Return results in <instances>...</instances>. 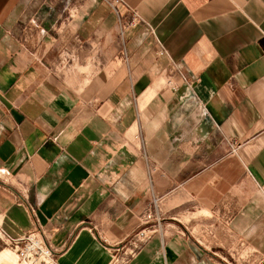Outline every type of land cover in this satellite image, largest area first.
Returning a JSON list of instances; mask_svg holds the SVG:
<instances>
[{"label": "crops", "instance_id": "obj_1", "mask_svg": "<svg viewBox=\"0 0 264 264\" xmlns=\"http://www.w3.org/2000/svg\"><path fill=\"white\" fill-rule=\"evenodd\" d=\"M115 1L77 0L57 46L47 0H0V227L115 264L153 195L264 264V0ZM67 59L86 83L59 77ZM208 251L166 229L126 264Z\"/></svg>", "mask_w": 264, "mask_h": 264}, {"label": "rangeland", "instance_id": "obj_2", "mask_svg": "<svg viewBox=\"0 0 264 264\" xmlns=\"http://www.w3.org/2000/svg\"><path fill=\"white\" fill-rule=\"evenodd\" d=\"M43 0H39L35 4L34 7H40ZM47 7H54L57 12L53 16L55 21H58V25L60 27L53 30V34L55 39H57V46L61 44V36L68 35L70 32L72 34V29L70 28H62L61 24L63 20H67L72 15L73 18L76 17L77 13L75 7L77 6V0H66L63 3L59 2L58 4H54L51 0H47ZM58 7V8H57ZM73 11V12H72ZM28 22H26V25ZM35 29H32L34 31ZM31 27L27 29V36H30L32 33ZM22 43H26L25 38L22 39ZM57 57V55H55ZM77 61H72L71 59H67L65 61V66L70 70L64 76L60 75L63 82L68 85H74L75 82L80 78L81 84L90 78V76H82L79 77L76 74V70L72 68H78ZM133 137H138V131L135 127L133 130ZM135 138V139H136ZM171 206L166 204L162 198L150 195L148 199V207L146 213L143 214L141 220V227L129 237L127 242L125 243L123 248H120L115 252V264H126L134 255L141 251L143 247H147L150 242L157 241L158 244L160 242V238L162 233H165L166 229H176L181 231V228L187 227L190 229L193 240H197L200 245H202L203 249L208 248V255L213 261V264H252V256L251 252L248 251L245 247L240 245H235L231 242L228 237L227 230L220 226L219 223L216 224L218 230L213 232L211 230L206 229V224L215 223L213 220H195L191 219V214L188 211L185 212H176L169 210ZM196 218V216H193ZM196 224L205 225V229H200L199 227H195ZM1 228V227H0ZM159 247L150 249L149 251L153 253L154 256L160 254L163 257L164 252L160 245ZM146 249V248H145ZM159 250V251H158ZM150 253V254H151ZM145 255H149L147 251ZM208 259V258H207ZM157 263V262H156ZM0 264H23L22 261L16 257L14 251L11 249L4 239L2 235H0ZM209 264V263H208Z\"/></svg>", "mask_w": 264, "mask_h": 264}, {"label": "built area", "instance_id": "obj_3", "mask_svg": "<svg viewBox=\"0 0 264 264\" xmlns=\"http://www.w3.org/2000/svg\"><path fill=\"white\" fill-rule=\"evenodd\" d=\"M115 3H119V0H116ZM141 152L143 157L147 159L143 149ZM0 235L4 237L23 264H59L55 251L45 243L38 232L29 233L20 238H12L0 228Z\"/></svg>", "mask_w": 264, "mask_h": 264}, {"label": "bare ground", "instance_id": "obj_4", "mask_svg": "<svg viewBox=\"0 0 264 264\" xmlns=\"http://www.w3.org/2000/svg\"><path fill=\"white\" fill-rule=\"evenodd\" d=\"M16 255V254H15ZM16 257H17V255H16ZM18 258V257H17Z\"/></svg>", "mask_w": 264, "mask_h": 264}]
</instances>
